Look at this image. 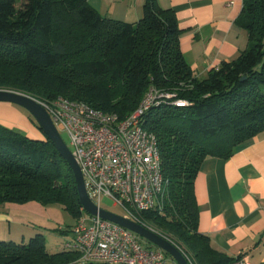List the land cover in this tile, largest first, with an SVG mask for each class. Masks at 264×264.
Returning <instances> with one entry per match:
<instances>
[{
  "label": "trees",
  "instance_id": "16d2710c",
  "mask_svg": "<svg viewBox=\"0 0 264 264\" xmlns=\"http://www.w3.org/2000/svg\"><path fill=\"white\" fill-rule=\"evenodd\" d=\"M237 22L248 48L202 77L182 52L175 11L159 0H146L136 23L104 17L88 0H0V89L84 101L120 120L152 90L171 95L144 114L169 184L162 207L138 221L196 264H233L199 231L194 183L206 158L228 159L264 131V0H243ZM33 200L76 221L82 215L73 170L56 145L0 124V202ZM70 240L58 252L43 234L0 240V264H82Z\"/></svg>",
  "mask_w": 264,
  "mask_h": 264
},
{
  "label": "crops",
  "instance_id": "0c3cea01",
  "mask_svg": "<svg viewBox=\"0 0 264 264\" xmlns=\"http://www.w3.org/2000/svg\"><path fill=\"white\" fill-rule=\"evenodd\" d=\"M145 1L88 0L104 17L130 23L142 17ZM159 2L175 11L182 52L197 76H206L223 61L237 58L248 48V33L237 22L243 0ZM11 104L0 102V108H9L13 115L11 120L0 115V124L31 138L44 139L45 134L30 116L17 112ZM194 190L199 206V231L210 237L212 245L235 259L248 252L252 264H264V131L228 159L206 158ZM71 218L57 205H43L34 200L0 202V240L23 243L43 234L47 248L53 251L72 239L76 220L72 218L70 222Z\"/></svg>",
  "mask_w": 264,
  "mask_h": 264
},
{
  "label": "built area",
  "instance_id": "2783aa9c",
  "mask_svg": "<svg viewBox=\"0 0 264 264\" xmlns=\"http://www.w3.org/2000/svg\"><path fill=\"white\" fill-rule=\"evenodd\" d=\"M163 96L171 95L150 91L123 120L116 113L64 96L38 100L60 133L69 137L88 194L99 208L103 198H110L124 209L125 217L139 222L141 212L162 207L169 181L163 173L158 138L143 127V118ZM81 211L67 246L81 253L82 264H177L167 252L144 244L128 228L91 215L83 206ZM186 258L189 264H196L191 257ZM234 264H252L248 252L240 253Z\"/></svg>",
  "mask_w": 264,
  "mask_h": 264
},
{
  "label": "water",
  "instance_id": "95a60500",
  "mask_svg": "<svg viewBox=\"0 0 264 264\" xmlns=\"http://www.w3.org/2000/svg\"><path fill=\"white\" fill-rule=\"evenodd\" d=\"M0 102L16 104L28 110L36 120L39 129H41L42 132L56 145L61 156L67 160L73 170L79 192L80 203L86 212L91 215H99L104 219L128 228L138 234L141 238H145L152 244H155L158 248L167 252L174 258L177 264H189L184 253L169 239L139 222L128 219L124 215L99 208L92 201L88 194L80 165L76 161L71 149L64 141L49 112L36 98L27 94L0 89Z\"/></svg>",
  "mask_w": 264,
  "mask_h": 264
},
{
  "label": "rangeland",
  "instance_id": "374dc122",
  "mask_svg": "<svg viewBox=\"0 0 264 264\" xmlns=\"http://www.w3.org/2000/svg\"><path fill=\"white\" fill-rule=\"evenodd\" d=\"M11 107H13L17 112L19 111V112H21L23 114L30 115V112L28 110H26L25 108H23V107H21L19 105L11 104ZM12 111H14V110H12ZM9 112H10L9 108H0V115L4 116V117H9L10 120H11L10 115L12 113L11 112L9 113ZM11 116H13V115H11ZM61 135H62L64 141L66 142V144L69 146V148H71L69 137L67 136V134L64 133L63 131H61ZM101 207L103 209L112 211V212L120 214V215H124L125 214L124 209L121 206L115 204V202L112 199H110V198H103L102 201H101ZM69 221L71 222V221H73V219L71 218ZM142 240H143L144 244H146V245H148V246H150L152 248H157V246L155 244H152L151 242H149L145 238H142ZM62 250H64V246L63 245H58V246L55 247V249L52 252H58V251H62Z\"/></svg>",
  "mask_w": 264,
  "mask_h": 264
}]
</instances>
